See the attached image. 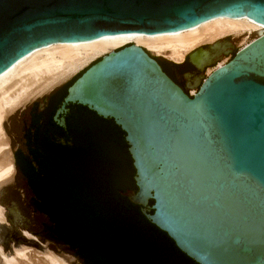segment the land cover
<instances>
[{"label": "water", "instance_id": "water-1", "mask_svg": "<svg viewBox=\"0 0 264 264\" xmlns=\"http://www.w3.org/2000/svg\"><path fill=\"white\" fill-rule=\"evenodd\" d=\"M220 16L264 25V0H0V74L51 43L176 32ZM187 58L195 73L179 77L189 92L159 62L172 61L135 43L112 50L68 87L54 120L66 127L69 105L80 104L125 131L137 190L123 195L192 259L264 264V33L242 48L219 40ZM50 95L8 126L14 156L25 149L31 108L42 110ZM16 170L1 205L85 264Z\"/></svg>", "mask_w": 264, "mask_h": 264}, {"label": "trees", "instance_id": "trees-1", "mask_svg": "<svg viewBox=\"0 0 264 264\" xmlns=\"http://www.w3.org/2000/svg\"><path fill=\"white\" fill-rule=\"evenodd\" d=\"M86 69L52 93L44 109L33 105L27 153H15L38 210L85 264H200L123 195L137 190L136 169L126 133L112 118L70 104L66 127L54 120L68 87Z\"/></svg>", "mask_w": 264, "mask_h": 264}, {"label": "bare ground", "instance_id": "bare-ground-1", "mask_svg": "<svg viewBox=\"0 0 264 264\" xmlns=\"http://www.w3.org/2000/svg\"><path fill=\"white\" fill-rule=\"evenodd\" d=\"M255 32H258L256 38L263 34L264 25L247 16H220L176 32L109 35L79 42L51 43L19 59L0 74V189L6 183L13 182L17 172L10 139L4 129V119L18 108H24L32 99L49 94L59 83L91 61L135 43L154 56L182 63L197 48L226 40L230 36L235 40L241 38L245 46L254 40L251 36ZM4 221L5 208L0 204V223ZM12 231L25 242L15 243L11 256L0 246V264H71L72 257L59 255L47 245L42 248L31 247L28 243L36 244L35 239L29 238L31 234L26 232L29 235L26 237L19 230Z\"/></svg>", "mask_w": 264, "mask_h": 264}, {"label": "rangeland", "instance_id": "rangeland-1", "mask_svg": "<svg viewBox=\"0 0 264 264\" xmlns=\"http://www.w3.org/2000/svg\"><path fill=\"white\" fill-rule=\"evenodd\" d=\"M257 35H258V32H255L251 36V38L252 39H255ZM226 40L235 43L240 48H242L244 46V43H242V39L241 38L235 40L233 37L230 36V37H227ZM206 45H210V44H205L203 46H206ZM155 56H157V55H155ZM163 58H165V57H163ZM97 59H95L94 61H96ZM165 59H167L169 61H172V60H170L168 58H165ZM94 61H91L89 64H87L86 66H84L82 69H80L79 71H77L76 73H74L72 76H70L68 79H66L65 81L59 83L58 84L59 86H57L56 88H54L50 93H53V92L57 91L59 88H61L65 84H67L71 79H73L77 74H79L81 71H83L85 68H87ZM172 62L173 63H180V62H175V61H172ZM50 93L47 94V95H45L44 97L50 95ZM39 97H41V96H39ZM39 97H36V98L32 99L31 101H29V103L27 102V105L24 108L21 107V108H18L17 110H15V111L11 112L4 119V129H5L6 134H7V128H8V126L10 125V123L12 122V120L16 116H18L21 112H23L25 109H27L31 104H33L34 101H38V100L44 98V97H41V98H39ZM7 136H8V134H7ZM8 138L10 139L9 136H8ZM10 145L12 147L11 139H10ZM12 149H13V147H12ZM13 156H14V151H13ZM14 160H15V156H14ZM16 175H17V172H16ZM15 179H16V176H15ZM15 179H14L13 182L6 183L5 185H3L1 187V189H0V195L2 193H4L6 190H8L15 183ZM5 214H6V221L0 223V246L3 247V249L5 250V252L7 254H9L10 256L13 254V251H14L13 248H14V244L15 243L17 244L19 242H25L20 237H18L16 235L15 231H12V230H19L20 231L19 233L25 234L26 237H28L31 234V236H29V238L31 237V238H33V239L36 240V244L28 243V244H30L31 247H34V248H42V246L47 245L52 251L58 253L59 255L60 254L61 255H66L63 252H61V251L53 248L52 246L48 245L47 243H45L44 241H42L41 239H39L38 237H36L34 234H32L31 232H29L28 230H26L22 226V224L6 208H5ZM26 232L29 235H27ZM71 264H83V263H81V262H79V261H77V260H75L73 258L71 260Z\"/></svg>", "mask_w": 264, "mask_h": 264}, {"label": "flooded vegetation", "instance_id": "flooded-vegetation-1", "mask_svg": "<svg viewBox=\"0 0 264 264\" xmlns=\"http://www.w3.org/2000/svg\"><path fill=\"white\" fill-rule=\"evenodd\" d=\"M160 64L162 65L163 69L178 83L180 84L187 92L188 89L186 87V84L182 82V80L180 79V75L183 76L184 79H186L185 74L186 73H195V66L189 61L188 59V63L184 64L182 66H173V65H168L165 62L160 61ZM193 76V75H192ZM49 99V98H48ZM48 102V101H47ZM47 105V103H46ZM45 105V106H46ZM45 108V107H44ZM43 108V109H44ZM26 141V140H25ZM26 143V142H25ZM22 150L27 153V148L25 145V149L22 148Z\"/></svg>", "mask_w": 264, "mask_h": 264}]
</instances>
